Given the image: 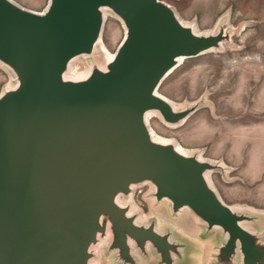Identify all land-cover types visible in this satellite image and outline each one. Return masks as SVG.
<instances>
[{"label": "water", "instance_id": "1", "mask_svg": "<svg viewBox=\"0 0 264 264\" xmlns=\"http://www.w3.org/2000/svg\"><path fill=\"white\" fill-rule=\"evenodd\" d=\"M106 14L125 29L111 59ZM179 15L164 0H49L41 11L0 0L12 76L0 92V264H97L100 251L108 264H204L206 245V264H264V212L226 203L211 179L228 166L151 132L150 111L178 126L206 102L177 107L158 93L181 59L234 46L224 21L201 31ZM147 184L154 205L192 213L195 237L142 217L131 197Z\"/></svg>", "mask_w": 264, "mask_h": 264}, {"label": "rangeland", "instance_id": "2", "mask_svg": "<svg viewBox=\"0 0 264 264\" xmlns=\"http://www.w3.org/2000/svg\"><path fill=\"white\" fill-rule=\"evenodd\" d=\"M37 11L49 0H14ZM201 31H211L224 21L235 28L233 47L186 58L158 91L177 107L204 99L206 102L184 123L167 126L153 116L151 125L163 138L180 144L186 151H199L205 158L228 166L224 176L215 171L211 179L222 199L232 206L264 212V0H164ZM121 21L106 19L103 41L115 52L124 37ZM77 68H84L79 61ZM12 84L11 73L0 65V92ZM131 197L144 216H156L163 227L172 226L195 237L196 218L188 210L178 217L166 201L154 205L147 196L150 185ZM206 245L201 255L205 263ZM103 264H108L106 258Z\"/></svg>", "mask_w": 264, "mask_h": 264}, {"label": "bare ground", "instance_id": "3", "mask_svg": "<svg viewBox=\"0 0 264 264\" xmlns=\"http://www.w3.org/2000/svg\"><path fill=\"white\" fill-rule=\"evenodd\" d=\"M109 15H110V14H106V18H107ZM179 16H180V15H179ZM180 18L183 19L184 21H186L184 18H182V16H180ZM186 22H188V21H186ZM100 46H101L102 49L104 50V53L107 55V57H109V58L111 59V58L114 56L115 52H114V53H113V52H110V51L107 49V47H106L105 44H104V41H103V38H102V37H101V39H100ZM181 60L183 61V60H185V58H182ZM77 69L80 70L79 68H77ZM80 71H83V72H84L85 69L83 68V69H81ZM83 72H82V73H83ZM82 73H81V74H82ZM158 93H159L160 95H162V96L168 98L167 96H165L164 94L160 93L159 91H158ZM153 116H158L157 113H156L155 111H150V112L147 114V120H148V122H149V125H150L151 132H152L153 136H154L155 138L161 140V141H170V140L167 139V138L160 137V136L156 133V131L153 129V127H152V125H151V118H152ZM158 117H159V116H158ZM177 146H178V149H179L180 151H182V152H186L185 149H184L180 144L177 143ZM134 207H136V205H134ZM142 217H144V216L142 215ZM101 256H102V253H101V251H100L99 256H98V259H97V261H96L97 264H103V263H102V260H101Z\"/></svg>", "mask_w": 264, "mask_h": 264}, {"label": "built area", "instance_id": "4", "mask_svg": "<svg viewBox=\"0 0 264 264\" xmlns=\"http://www.w3.org/2000/svg\"><path fill=\"white\" fill-rule=\"evenodd\" d=\"M142 186H144V185H142ZM142 186H138V187H136V188H135V192H139V193H141V192L143 191ZM135 192H134V193H135Z\"/></svg>", "mask_w": 264, "mask_h": 264}, {"label": "crops", "instance_id": "5", "mask_svg": "<svg viewBox=\"0 0 264 264\" xmlns=\"http://www.w3.org/2000/svg\"><path fill=\"white\" fill-rule=\"evenodd\" d=\"M227 203V202H226ZM204 264H206V260H205V263Z\"/></svg>", "mask_w": 264, "mask_h": 264}]
</instances>
